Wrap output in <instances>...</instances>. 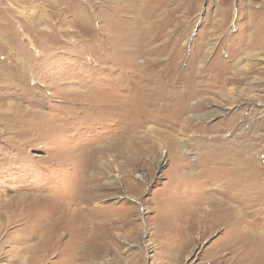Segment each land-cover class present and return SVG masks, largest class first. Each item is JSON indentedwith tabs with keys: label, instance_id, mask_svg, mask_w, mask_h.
<instances>
[{
	"label": "rangeland",
	"instance_id": "rangeland-1",
	"mask_svg": "<svg viewBox=\"0 0 264 264\" xmlns=\"http://www.w3.org/2000/svg\"><path fill=\"white\" fill-rule=\"evenodd\" d=\"M15 6L32 33L0 15V264H264V204L219 206L238 168L264 185V0Z\"/></svg>",
	"mask_w": 264,
	"mask_h": 264
},
{
	"label": "bare ground",
	"instance_id": "bare-ground-1",
	"mask_svg": "<svg viewBox=\"0 0 264 264\" xmlns=\"http://www.w3.org/2000/svg\"><path fill=\"white\" fill-rule=\"evenodd\" d=\"M0 1H9V0H0ZM13 1V0H12ZM26 0H14V3H11V6L9 8H5L3 10L0 11V15L4 16V17H8L9 20H7V22H5L8 26L7 29L9 28V26L12 24H16V26L18 27L17 29L19 30L18 35H23L26 36L28 32L32 33L30 28V24L31 21L28 19L27 15L24 14L23 12L19 11L17 8V6H15V4L20 5L21 3L24 4ZM42 0H38V2H41ZM114 0H112L113 2ZM124 1H134V0H124ZM136 3V2H135ZM27 5V4H26ZM126 5V4H125ZM128 5V4H127ZM25 7V6H24ZM130 8V7H129ZM133 8V7H131ZM128 8L127 7H118V10H116L114 7H112V12L116 13L117 15H123L125 16V13L127 14L128 12ZM132 10H136V9H132ZM131 11V10H130ZM110 11H108L109 13ZM16 13H19V15H16ZM43 13V12H42ZM129 13V12H128ZM135 13V12H134ZM111 14V13H110ZM137 14V13H136ZM146 14V13H145ZM108 15V14H107ZM110 16V15H108ZM114 16V15H113ZM127 16V15H126ZM135 18V17H134ZM137 19L134 20V23L139 24V28H134L133 29V33H135L138 37V39L142 36L141 32H146V28L143 29L142 25L144 23H146V18L147 15H140L138 17H136ZM124 20H122L123 22ZM127 21V20H125ZM121 22V21H119ZM128 22V21H127ZM126 22V23H127ZM25 23V25H24ZM122 24V23H121ZM123 26V25H122ZM118 36V35H117ZM29 38V36H28ZM6 42H10L12 44L16 45H20L22 42H24L23 40L18 41L16 40V38L11 39V41H7ZM5 42V43H6ZM36 44V43H35ZM137 43H132L130 40L126 41V43H124V47L127 48H134L136 47ZM36 46V45H35ZM37 47V46H36ZM42 49V48H41ZM241 151V150H240ZM246 159V158H245ZM249 159V158H248ZM188 164V163H187ZM252 164V163H251ZM244 166V165H243ZM239 167V166H238ZM246 167V166H245ZM250 168V167H249ZM244 169V168H242ZM238 168V170L236 172L231 173L232 178V183L233 181H236V183H233L232 185H229L228 187H226L225 190L222 191V198L219 201V206L226 212L228 213V215H232V213L234 212V210H236L237 208L241 207L243 210H248V209H252V208H256L259 206V204H264V185L262 188H259L260 190L258 191H253V193H255V196L253 195L252 192H248L247 189L250 188V184H251V180L250 179H239V175L241 174L240 171L242 170ZM247 169V168H246ZM242 176V175H241ZM199 178V177H198ZM201 178V177H200ZM239 179V181H238ZM185 180V179H184ZM226 184V183H225ZM225 186V185H224ZM217 192V191H216ZM194 193V192H192ZM215 194V193H213ZM82 196V195H81ZM203 196V195H202ZM205 196V195H204ZM207 196V195H206ZM78 197V196H77ZM83 197V196H82ZM79 200V201H78ZM76 202L79 204L80 202H82V198H79ZM57 205L56 208L53 210H51V212L53 213L52 215L56 214V212L61 211L60 209V205H62V203H60L59 201H57ZM68 202V201H67ZM72 202V200H71ZM86 203V202H85ZM68 204V203H67ZM70 205V204H69ZM84 205V204H82ZM213 205V204H212ZM64 206H66L64 204ZM73 206V205H72ZM78 206V205H77ZM81 206V205H80ZM86 206V205H85ZM88 206V205H87ZM211 206V205H210ZM214 206V205H213ZM62 208V207H61ZM77 208V207H76ZM70 209V208H69ZM69 209H67L69 211ZM63 210V209H62ZM257 210V209H256ZM237 211V210H236ZM253 211V210H252ZM258 211V210H257ZM72 212V210H71ZM76 212V211H75ZM81 212V211H80ZM224 212V213H225ZM70 213V212H69ZM78 213V212H76ZM223 213V214H224ZM73 214H75L73 212ZM252 214V213H251ZM78 215V214H77ZM75 217V216H74ZM72 218V217H71ZM61 219V218H60ZM232 219V217H230L228 220L230 221ZM72 220V219H71ZM115 221V220H112ZM232 221V220H231ZM234 225H236V223H234ZM111 229H114L113 227H116V224H111ZM235 227V226H234ZM234 229V228H233ZM237 230V229H236ZM240 231V230H239ZM74 233V232H73ZM240 233V232H239ZM247 233H250V231H244L243 230V235L244 238L247 237ZM241 234V233H240ZM253 234V233H251ZM252 236V235H251ZM251 236L249 238H251ZM239 237V236H238ZM241 238V237H240ZM239 238V239H240ZM252 239V238H251ZM262 239V238H261ZM260 239V240H261ZM245 241V240H244ZM257 241V240H256ZM255 245V244H254ZM256 247V246H255ZM237 248V247H236ZM250 248V247H249ZM253 249V248H252ZM255 251V250H254ZM249 253V252H248ZM69 257L68 259L74 258L75 255L74 253H69Z\"/></svg>",
	"mask_w": 264,
	"mask_h": 264
}]
</instances>
